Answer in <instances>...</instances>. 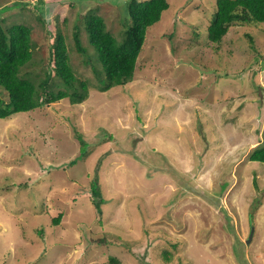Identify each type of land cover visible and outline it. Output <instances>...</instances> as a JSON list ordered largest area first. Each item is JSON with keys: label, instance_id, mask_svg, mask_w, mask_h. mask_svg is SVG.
I'll return each mask as SVG.
<instances>
[{"label": "rangeland", "instance_id": "374dc122", "mask_svg": "<svg viewBox=\"0 0 264 264\" xmlns=\"http://www.w3.org/2000/svg\"><path fill=\"white\" fill-rule=\"evenodd\" d=\"M29 1L0 0L5 26L32 28L27 70L42 74L60 31L88 90L0 118V264H264V162L248 158L264 130V22L215 43V0H168L132 80L100 91L82 17L101 14L120 40L126 0ZM100 157L99 216L89 181ZM56 207L61 227L46 226ZM103 236L116 243L90 242Z\"/></svg>", "mask_w": 264, "mask_h": 264}, {"label": "trees", "instance_id": "16d2710c", "mask_svg": "<svg viewBox=\"0 0 264 264\" xmlns=\"http://www.w3.org/2000/svg\"><path fill=\"white\" fill-rule=\"evenodd\" d=\"M168 7V0H126L123 12L125 22L120 40L107 28L101 14L93 10L83 14L88 43L99 55L101 70L94 73L100 91L124 85L132 80L147 28L157 22ZM37 17L41 21L39 14ZM261 22H264V0H215L214 13L206 25V36L209 41L220 43L233 24L258 25ZM73 27L74 47L77 52L84 53L77 24L74 23ZM31 29L30 26L20 23L5 26L3 19H0V118L15 112L30 111L61 99L77 103L87 95L88 83L86 79H79L75 75L69 62L65 35L60 31L51 35L53 39L48 45L47 62H42V74H32L27 70L33 59ZM247 37L252 41L249 34ZM77 139L80 145L86 143L80 134H77ZM85 149H81L80 155H85ZM248 158L264 162V130L261 141L250 151ZM101 162L102 157L98 158L89 181V197L99 216L102 212L101 205L106 201L98 179ZM60 219L61 213L58 212L49 220H43V223L53 226ZM35 230L41 236L45 233L44 228L40 230L37 227ZM115 239L103 236L93 238L90 242L115 244ZM105 263L119 264L120 261L116 256L109 255Z\"/></svg>", "mask_w": 264, "mask_h": 264}, {"label": "crops", "instance_id": "0c3cea01", "mask_svg": "<svg viewBox=\"0 0 264 264\" xmlns=\"http://www.w3.org/2000/svg\"><path fill=\"white\" fill-rule=\"evenodd\" d=\"M53 211L52 212H54V214H57L58 212H60V208L59 207H56V208H54V209H52ZM52 212H49L48 213V217L46 218L47 220H49L52 216H54V214L52 213ZM41 218L40 217H37L36 219H35V223L37 224V226H38V223L41 221L40 220ZM46 219H44V221L46 220ZM40 220V221H39ZM57 225H59V224H57ZM37 226L35 227V225L34 224H32V225H30V228H37ZM60 226V225H59ZM61 227V226H60ZM63 228V227H62ZM64 229V228H63ZM35 230V229H34ZM62 232H58V234H61ZM45 234V233H44ZM44 236V235H43ZM42 236V237H43ZM45 237V236H44ZM4 253V252H3ZM4 255H5V257L7 258L8 256H7V253L5 252L4 253ZM10 255H12L11 253H10ZM1 257H2V255H1Z\"/></svg>", "mask_w": 264, "mask_h": 264}, {"label": "water", "instance_id": "95a60500", "mask_svg": "<svg viewBox=\"0 0 264 264\" xmlns=\"http://www.w3.org/2000/svg\"><path fill=\"white\" fill-rule=\"evenodd\" d=\"M252 233H253V227L251 226L250 231H249V235H248L246 241H248L251 238Z\"/></svg>", "mask_w": 264, "mask_h": 264}]
</instances>
